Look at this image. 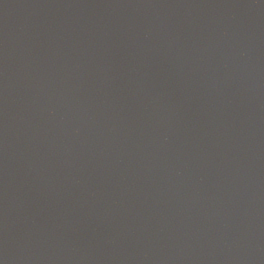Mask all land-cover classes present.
<instances>
[{"label":"water","instance_id":"1","mask_svg":"<svg viewBox=\"0 0 264 264\" xmlns=\"http://www.w3.org/2000/svg\"><path fill=\"white\" fill-rule=\"evenodd\" d=\"M0 264H232L0 72Z\"/></svg>","mask_w":264,"mask_h":264}]
</instances>
